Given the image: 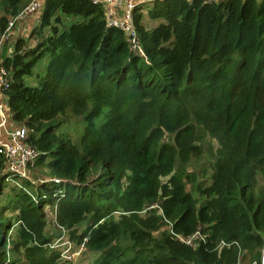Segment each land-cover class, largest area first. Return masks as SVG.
Masks as SVG:
<instances>
[{"label": "trees", "instance_id": "1", "mask_svg": "<svg viewBox=\"0 0 264 264\" xmlns=\"http://www.w3.org/2000/svg\"><path fill=\"white\" fill-rule=\"evenodd\" d=\"M1 2L0 35L30 0ZM132 11L135 50L101 2L44 0L37 43L18 39L3 56V93L40 153L30 171L47 164L50 178L1 177L0 153V264H61L47 207L84 255L97 254L90 264H237L240 251L260 264L264 0H153ZM63 15L78 20L66 26ZM206 151L209 184L197 183L188 165ZM6 184L15 189L2 202Z\"/></svg>", "mask_w": 264, "mask_h": 264}, {"label": "built area", "instance_id": "2", "mask_svg": "<svg viewBox=\"0 0 264 264\" xmlns=\"http://www.w3.org/2000/svg\"><path fill=\"white\" fill-rule=\"evenodd\" d=\"M95 2H99V0H94ZM107 2L112 1L113 4H117L120 0H106ZM130 5L128 8V12L125 16V19H117L115 14V8L112 7L111 9L108 7L106 8L107 12V22L110 26H116L118 28H122L125 31L128 32L129 36L131 35V47L133 50L138 48V40L136 38V32L133 28V11H132V0L129 1ZM120 3V2H119ZM44 0H32L23 10H21V13H34L37 11H40L43 7ZM19 17H15V19H18ZM13 26V22L9 24L8 28L6 29V33L10 31V29ZM9 83V73L4 69L3 67V60L1 59L0 55V92L4 91V89L8 86ZM0 128L4 130V132L7 133V137L5 140L0 143V153L3 154V156L6 157V172L8 173L7 179L14 178H21V179H30L31 171L34 167V164L39 157L40 153L36 150L32 145L29 144V132L27 131V128L21 125L17 126H9L7 124V121L5 118H2L0 115ZM6 173V174H7ZM57 182H59L58 179H56ZM21 184V188H22ZM23 190H26L22 188ZM48 210V207H47ZM49 211V210H48ZM55 213V212H54ZM56 215V214H55ZM200 237L199 233H196L192 236L185 237V239H182L184 242H187L189 244L193 243L195 239H198ZM68 242H71L68 238ZM66 243V242H64ZM72 243V242H71ZM222 247H225V245H228L227 243H222ZM83 246V245H82ZM51 247H54V243L51 244ZM80 249L81 251L83 249ZM246 251H240L239 258L237 264H245V262L242 261V259L245 257ZM67 260V259H66ZM68 261V260H67ZM66 261H61V263ZM247 263V262H246ZM251 264H257L256 262H253ZM260 264H264V247L261 251V260Z\"/></svg>", "mask_w": 264, "mask_h": 264}, {"label": "rangeland", "instance_id": "3", "mask_svg": "<svg viewBox=\"0 0 264 264\" xmlns=\"http://www.w3.org/2000/svg\"><path fill=\"white\" fill-rule=\"evenodd\" d=\"M122 1H127L128 2L127 3V7H129V5H130L129 1L130 0H120V1L117 2V4H120L119 2H122ZM133 2H134V0H132V4H133ZM108 3H109L108 8H110V9L116 5V4H113L112 1H109ZM134 7L135 6L132 5V9ZM127 10H126V14L128 12ZM126 14L122 17V19H125ZM19 21L20 20H17V19H13L12 20L13 26L10 29V31L11 30L14 31V28H15V26H17ZM36 28L37 27H34L32 25L31 27L27 28V30L25 32L30 33ZM22 36H23V34L20 35V36L18 35V37H19L18 39H22ZM23 38H25V37H23ZM26 41L28 42L29 46H31V45L34 46L37 43V41H38V37H33L32 41L27 40V39H26ZM34 42H36V43L33 44ZM44 63H45V61H42L41 65L42 64L44 65ZM39 65L36 68V72H37L36 74L37 75L40 73V70H41V67H39ZM37 75H35L34 79L31 80V82H30L31 85H36L37 84V79H38ZM72 126H73V120L71 122L67 123L64 126V128L62 129V131H64V130L65 131L66 130L67 131H72L74 129ZM212 144L214 146L216 145L214 142ZM212 169H213V167H212V159L210 158V156L207 153V151H206V153L203 155V157L201 159L193 160V162L188 165V170L192 171V172H195L197 174V176H198L197 183L207 182V184H209V174L212 173ZM33 171L34 172L31 173V175H30V179L32 181H34L35 183L39 182V181L44 182L45 180L50 178L49 177L50 172L48 171L47 164H45L44 166H39L38 168H36ZM196 184H191L189 182V183H187V187L192 193H194V196H195V198L198 199V202L201 203L202 200H203V197H201L200 194L197 192V189L195 187ZM14 189L15 188H13V186L6 184L4 186V189L2 190L3 195H2L1 201L2 202H6V200L9 199V195L13 193L12 191ZM48 213L51 214L50 211H48ZM85 225H86V223L81 224L80 228H78V229H80V231H83ZM47 230H49L48 232H50V234H48V236L50 235V237H52V241H53L52 243H54V247H55V248H51V247L48 248L50 250V252H53V250L61 251L62 260L63 261H67L68 260L67 262H63L61 264H81L82 262L86 263V261L88 263H91L97 257V254H95V253L94 254H88L87 253V254L83 255L82 254L83 252L80 249H77V246L74 243L68 242V238L70 237V234L68 232L64 233V231H59L52 224H48V229ZM60 236H63V237L60 238ZM64 242H66V243H64ZM19 258H20V256H19ZM242 261L245 262L246 261V257H244L242 259ZM20 264H26V262L24 260H22V263H20ZM245 264H247V263L245 262Z\"/></svg>", "mask_w": 264, "mask_h": 264}, {"label": "crops", "instance_id": "4", "mask_svg": "<svg viewBox=\"0 0 264 264\" xmlns=\"http://www.w3.org/2000/svg\"><path fill=\"white\" fill-rule=\"evenodd\" d=\"M31 1L32 0H30V2ZM99 1L105 7L109 6V3L106 0H99ZM150 1H153V0H134L133 5L135 6V5H138L139 3H144V2L148 3ZM30 2H28V3H30ZM127 3H128L127 1H122V2H120V4H116L114 6V8H115L114 11H115L117 19L122 18L126 14V10L129 8V7H127ZM3 7L4 6L0 0V17H2V15H4V13H5ZM22 10H23V8H22ZM41 11H37L34 13H22V14H20L18 16L19 18L17 19L20 21L18 22L17 26H15L14 31L11 30L7 33L5 32L2 35H0V55H1L2 60H3V56L4 57H13L15 55V45H16L17 39L19 38L18 35L20 36L23 34L22 38L25 37L23 39H25V40L27 39V40L32 41V38H31L32 32L27 33L25 31L27 30V28L31 27L32 25L34 27H38L40 25L41 15H42ZM62 17H64V19H66V21L63 23L66 26H69L73 22H77V20H78V18H76L74 16L67 17V16L63 15ZM13 19H14V17L10 21H12ZM35 43L36 42H34L33 44H35ZM30 47H32V45ZM42 61H45V63H44V65H45L46 59H44ZM39 67H41V70H42L43 64L42 65L40 64ZM41 70H40V73H41ZM35 73H37V72H35ZM35 75H37V74H35ZM35 75L33 77L29 78L28 81L31 82V80L34 79ZM3 92L4 91L0 92V115L2 116V118L6 119L7 124L9 126H17L18 124L14 121L13 114L10 111L8 99H7L6 95H4ZM6 137H7V133L4 132V130L2 128H0V143H2ZM6 173H7L6 168H4L2 173H1V177L3 175H5V176L8 175V173L7 174ZM31 173H33V172L31 171ZM48 210L51 212V214L48 213V215H47V226L45 228L46 235L50 234V232H48L49 230H47L48 224H52L58 230L57 225H56V215L54 213V210H52L49 207H48ZM8 213L10 216H13L14 218H17L19 216V211H17V210H14V211L9 210ZM77 228H80V225H78ZM59 231H61V230H59ZM64 233H65V231H64ZM61 237H63V236H60V238ZM82 254L84 255V253H82ZM88 254H94V253L89 251ZM81 264H90V263H88L86 261V263L82 262Z\"/></svg>", "mask_w": 264, "mask_h": 264}]
</instances>
